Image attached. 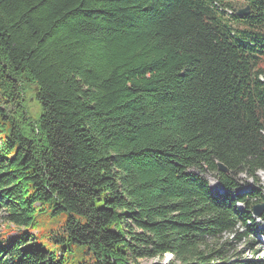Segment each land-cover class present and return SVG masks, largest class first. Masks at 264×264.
Instances as JSON below:
<instances>
[{
  "label": "trees",
  "instance_id": "trees-1",
  "mask_svg": "<svg viewBox=\"0 0 264 264\" xmlns=\"http://www.w3.org/2000/svg\"><path fill=\"white\" fill-rule=\"evenodd\" d=\"M259 172L264 0H0V264H233Z\"/></svg>",
  "mask_w": 264,
  "mask_h": 264
},
{
  "label": "rangeland",
  "instance_id": "rangeland-1",
  "mask_svg": "<svg viewBox=\"0 0 264 264\" xmlns=\"http://www.w3.org/2000/svg\"><path fill=\"white\" fill-rule=\"evenodd\" d=\"M234 9H241L239 5H237ZM37 107L36 103H33V100H31V103L29 104V108L31 111H34V109ZM192 173H198L197 171H192ZM207 180L209 181V188L210 191L213 193H219L220 188L218 186V183L216 182L215 178L213 176L207 175ZM237 181L239 182L240 190H236L237 194H248L251 189L263 192L264 191V172H259L256 175V179L248 178L245 175H240L237 177ZM238 209H242V205L239 204L237 206ZM1 216V215H0ZM2 216L0 217V233H3L7 226L3 224L2 222ZM261 229V226L257 228V230ZM253 231V229H251ZM18 233L21 238H25V236L28 234V232L25 229L18 230L14 229L13 231L9 232L7 235V239H11L15 236V233ZM243 230H239L237 236H240L241 233H243ZM31 236L35 234V232L29 233ZM227 238V237H226ZM228 241V247H226V251L228 250V253L226 255L227 258H231L233 264H264V250L262 251L263 245L261 242V239L259 237H254L252 234L249 239H241L239 242H237L235 239H232L229 237ZM226 239L223 238L222 241H225ZM29 240L27 243H29ZM169 260V255H166L163 260H160L158 258L151 259V260H140L139 264H165Z\"/></svg>",
  "mask_w": 264,
  "mask_h": 264
},
{
  "label": "water",
  "instance_id": "water-1",
  "mask_svg": "<svg viewBox=\"0 0 264 264\" xmlns=\"http://www.w3.org/2000/svg\"><path fill=\"white\" fill-rule=\"evenodd\" d=\"M248 14H249V9L248 8H246V9H244V10H240V11H238L237 13H236V16H248ZM2 109H3V107H2ZM217 167H218V170H219V172H223V173H228V170H227V168H225L221 163H217ZM260 209V208H262V206H257V207H255V209ZM261 214V212H258V215H260Z\"/></svg>",
  "mask_w": 264,
  "mask_h": 264
}]
</instances>
